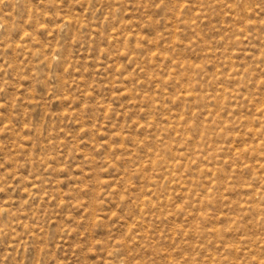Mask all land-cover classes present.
Returning a JSON list of instances; mask_svg holds the SVG:
<instances>
[{
	"label": "rangeland",
	"instance_id": "1",
	"mask_svg": "<svg viewBox=\"0 0 264 264\" xmlns=\"http://www.w3.org/2000/svg\"><path fill=\"white\" fill-rule=\"evenodd\" d=\"M0 264H264V0H0Z\"/></svg>",
	"mask_w": 264,
	"mask_h": 264
}]
</instances>
